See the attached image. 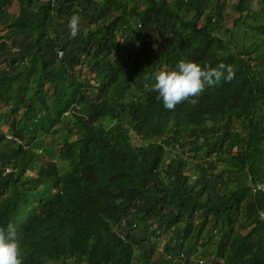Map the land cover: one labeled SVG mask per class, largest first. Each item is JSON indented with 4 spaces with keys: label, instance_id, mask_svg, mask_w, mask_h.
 <instances>
[{
    "label": "trees",
    "instance_id": "trees-1",
    "mask_svg": "<svg viewBox=\"0 0 264 264\" xmlns=\"http://www.w3.org/2000/svg\"><path fill=\"white\" fill-rule=\"evenodd\" d=\"M227 4L0 0V229L21 264H264V0ZM180 60L234 74L167 109L154 76Z\"/></svg>",
    "mask_w": 264,
    "mask_h": 264
},
{
    "label": "clouds",
    "instance_id": "clouds-1",
    "mask_svg": "<svg viewBox=\"0 0 264 264\" xmlns=\"http://www.w3.org/2000/svg\"><path fill=\"white\" fill-rule=\"evenodd\" d=\"M67 27L70 35L76 36L80 29V17L72 14L68 19ZM59 55H62L61 51ZM233 74V68L223 63L209 68L207 65L201 67L193 61L180 60L172 70L156 73L152 87L157 92L163 107L172 109L181 100L200 92L205 82L212 85L221 79L229 81ZM39 151L43 150L40 148ZM13 233L11 224L7 225L6 229H0V264H21L19 243L13 238Z\"/></svg>",
    "mask_w": 264,
    "mask_h": 264
},
{
    "label": "rangeland",
    "instance_id": "rangeland-1",
    "mask_svg": "<svg viewBox=\"0 0 264 264\" xmlns=\"http://www.w3.org/2000/svg\"><path fill=\"white\" fill-rule=\"evenodd\" d=\"M233 2H234V0H227V3H228L227 4V12L225 13V16H226V19H227L226 22H229L233 18V16L236 14L235 10L232 7V3ZM10 10L12 12H16L18 10V5L16 3H13L11 5ZM38 149H40V147L37 148V153L39 155H42L43 151L40 152ZM32 202H33V197L31 198L28 195L24 197L23 202H21L23 204V207L20 208V210L18 211L19 216L17 217V219L22 220L24 218V216H26L28 210H30V208H31Z\"/></svg>",
    "mask_w": 264,
    "mask_h": 264
},
{
    "label": "built area",
    "instance_id": "built-area-1",
    "mask_svg": "<svg viewBox=\"0 0 264 264\" xmlns=\"http://www.w3.org/2000/svg\"><path fill=\"white\" fill-rule=\"evenodd\" d=\"M12 136L11 135H8V138H11ZM16 140H18L17 138H15ZM261 188L263 189V186H261Z\"/></svg>",
    "mask_w": 264,
    "mask_h": 264
}]
</instances>
